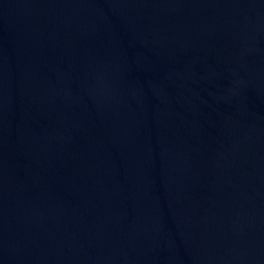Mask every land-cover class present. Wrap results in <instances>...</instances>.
<instances>
[{
  "label": "water",
  "instance_id": "95a60500",
  "mask_svg": "<svg viewBox=\"0 0 264 264\" xmlns=\"http://www.w3.org/2000/svg\"><path fill=\"white\" fill-rule=\"evenodd\" d=\"M0 264H264V0H0Z\"/></svg>",
  "mask_w": 264,
  "mask_h": 264
}]
</instances>
